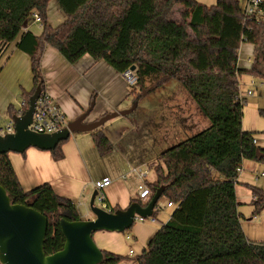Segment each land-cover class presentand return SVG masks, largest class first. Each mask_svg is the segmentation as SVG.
<instances>
[{
	"label": "trees",
	"instance_id": "obj_1",
	"mask_svg": "<svg viewBox=\"0 0 264 264\" xmlns=\"http://www.w3.org/2000/svg\"><path fill=\"white\" fill-rule=\"evenodd\" d=\"M52 1L65 18L55 27L47 22ZM178 6L186 10L181 24L170 21ZM33 14L40 19L39 35L23 31ZM14 42L30 61L33 88L22 93L26 108L40 82L44 93L40 59L49 47L70 65L88 55L121 75L134 68L135 81L127 95L134 105L175 80L209 121L205 130L157 157L155 180L147 187L154 194L164 186L161 197L174 209L134 263L264 264V240L252 242L244 234L235 195L243 162L264 164L257 133L242 129L245 100L239 98L238 89L242 75L264 78V15L246 17L237 0H215L211 6L196 0H0V60ZM242 43L253 47L248 70L237 66ZM6 115L19 114L8 106ZM259 115L264 118V110ZM91 138L100 156L112 152V144L99 129L91 132ZM66 141L49 152L54 161L64 158ZM0 186L11 203L28 206L47 219L45 255L61 250L59 221L81 220L76 205L47 183L24 191L8 154H0ZM246 186L253 197L251 216L256 217L264 211V189ZM102 253L101 264L124 260Z\"/></svg>",
	"mask_w": 264,
	"mask_h": 264
},
{
	"label": "crops",
	"instance_id": "obj_2",
	"mask_svg": "<svg viewBox=\"0 0 264 264\" xmlns=\"http://www.w3.org/2000/svg\"><path fill=\"white\" fill-rule=\"evenodd\" d=\"M214 4L215 0L209 5ZM57 7L56 10L61 13ZM185 11L186 10L180 6L175 7L170 21L181 24V16ZM175 14H179V17L176 18ZM64 19L65 18H63L62 21H64ZM186 21H188V19ZM33 25L37 26L38 24H35L33 20L30 24L26 23L23 27V31H31L34 28L31 27ZM37 29L40 32L41 29L39 27ZM187 33L191 39H195L190 29L187 30ZM35 35H39V33H35ZM15 45L16 42L12 43L2 56L0 60V73L5 67L14 75L18 73L23 77V91L29 92L33 88L31 78L29 79L26 75V68H28L29 73L30 61L27 55L16 49ZM252 53V45L247 43H242L240 45L237 54L238 68L248 70L251 67ZM40 71L44 82V92L59 107L65 117L66 123L76 120L88 111L92 102L93 108L89 112L84 123H93L106 114L121 112L128 107L127 100L129 97H127V95L129 86L122 75L116 73L105 62H95L88 55L83 56L74 65H70L57 51L47 47L40 59ZM31 76L32 75H30V77ZM93 94L94 98L91 100ZM10 101V98H4L3 100L0 98V114L5 111ZM192 104L193 103H190V101H187V105L181 106L180 103L176 101L174 104L168 105V108L165 110L169 116L170 126L176 131L175 136H178L179 133L182 132L185 137L189 138V129L192 130L195 127L196 109ZM119 118L126 119L116 121L119 120ZM10 120L11 118L8 119V121ZM147 124V119L137 122L135 118H129L128 115L107 122L99 130L112 144V153H121L124 156L126 155L127 149H133V143L126 142L127 137L130 135L131 137L134 136L137 138L146 135L147 139L158 141L161 139L163 140L165 136H167L166 138L168 139L175 134L167 130L169 129L168 123L164 126L163 117H161L160 125V127L163 128H161L160 131L164 135L160 134L158 136V125L155 126V123H151L156 127L155 129L148 127ZM163 130H167L166 133ZM142 131L144 132L143 134ZM62 152L64 158L60 161H54L51 153L47 151H40L32 148L28 149L26 155H8V158L17 180L24 191H29L36 186L47 183L57 195L69 199L76 205L81 220L93 219L89 211V202L95 190L94 184L98 182L99 179L94 176L92 173L93 169L90 168L89 165L99 154L91 138V133H74L70 135L69 141L62 146ZM128 160L129 159L126 157V163L120 167L124 173H128L129 171L130 165L128 164ZM257 164L244 161L241 171L238 173L236 183V185L241 187L237 188L235 186L236 200L240 205L238 209L239 213H241L240 210H247L246 212L250 213V219L241 223V227L246 237L252 242H262L264 240V215L261 216L256 223H249L252 219H256L257 216H251L252 207L250 204L253 197L246 185H257L259 180H256L257 174H254L258 169L257 166H259V163ZM104 178L108 179V177L103 176L100 180ZM125 180L124 178H120V176L114 177L111 181L109 179L110 184L104 189L107 205L110 207H118L120 210H123L131 204V200L133 199L145 204L144 199L139 200L138 196L132 192L134 191L135 184L132 188V183L128 185ZM132 182H134V180H132ZM243 189L246 190L245 193L242 191ZM156 210L157 208H155L154 212ZM262 213H264V211ZM158 216L159 213L157 212L154 217V222L147 227V231L143 237L142 241H147L148 239L147 244L157 231L158 226L154 227V225L159 222ZM165 221H167V218ZM132 240L135 241V244H138V239L136 241L135 238L132 237ZM141 244H144V242ZM147 244L142 250L147 247ZM106 249L108 248L104 246L102 251L110 252V250ZM128 254L134 255V252L130 250Z\"/></svg>",
	"mask_w": 264,
	"mask_h": 264
},
{
	"label": "rangeland",
	"instance_id": "obj_3",
	"mask_svg": "<svg viewBox=\"0 0 264 264\" xmlns=\"http://www.w3.org/2000/svg\"><path fill=\"white\" fill-rule=\"evenodd\" d=\"M197 2L211 6L214 0H196ZM240 6H244L245 0H237ZM57 4L52 1L49 6L48 13H47V22L55 27L63 22L64 16L56 10ZM58 9V7H57ZM175 17L178 18L179 14H175ZM33 18H30L27 23L30 22ZM38 26V25H37ZM36 25L31 31L35 34L40 33L37 29ZM28 57V56H27ZM29 59V57H28ZM26 75L31 78L32 76L29 66V73L28 68H26ZM18 73L15 75L8 71V68H3L0 73V98L3 100L4 98H10L9 105L6 106L5 111L0 114V128L5 127V125L9 122L8 116L6 115V110L8 106H12L16 110H19V106L22 102V79ZM238 89H239V96L245 100V104L243 106V117H242V129L243 131L248 132H256L255 140L258 144L264 148V118L259 115V111L264 110V78L259 77H252L249 75H242L238 78ZM250 93V96H247V93ZM4 98H3V97ZM180 103L181 106L187 105V101L193 103L195 107V121L196 125L191 130L189 129V137L196 135L197 133L205 130L209 126V121L205 118L202 112L199 110L197 105L191 99L189 94L184 90V88L175 80L169 81L162 89H159L151 94H148L142 97L136 105L135 111L129 115V118H135L137 122H140L143 119H147L148 127L155 129L157 126L158 136L160 134L164 135L160 129L161 125V117L164 118V126L165 124L169 125V129L173 132V136L170 138H166L167 136L163 137V140L153 141L146 138V135L141 137H134L131 135L127 137L126 142L133 143L132 150H126V155L124 156L121 153H109L105 156H96L95 160L91 162L89 165L90 168L93 169V174L96 176L99 181L103 176L108 177V179L113 180L114 177L120 176V178L126 179V184L131 185L132 188L134 185V192L136 196H139L138 186H147L155 179V172L153 169V165L156 164L157 157L167 149H170L174 145L186 140L187 137L181 133L178 136L176 135V131L172 129L170 126L169 116L165 112L168 108V105H172L175 102ZM132 99L129 98L127 100V109L129 110L133 106ZM125 111V110H124ZM120 119L126 118H119L116 121H122ZM155 123V126L151 123ZM115 126V125H114ZM113 126V127H114ZM117 126V125H116ZM113 129V128H112ZM166 130V131H167ZM164 131V130H163ZM166 131H164L166 133ZM144 132L142 131V134ZM65 144V143H64ZM62 144V146L64 145ZM127 157L128 164L130 165L128 173H124V171L120 168L123 164L126 163L125 158ZM257 164V163H256ZM258 165V164H257ZM257 171L254 174L259 175L261 172H264V165L259 164L257 166ZM144 176V177H142ZM142 177V178H141ZM215 177H218L215 175ZM134 180V182H132ZM258 183L255 186L264 189V178H258ZM237 188L241 187L239 185H235ZM244 193L246 192L243 189ZM149 198L144 199L145 204L148 202ZM94 205L96 207H100V204L95 201ZM157 211L159 213L158 220L154 227L158 226L157 230L164 224L166 218L170 217V214L173 211V207H167V200L164 197H161L156 205ZM247 210H240L242 218L241 223L250 219V213L246 212ZM264 213L258 215L256 219H252L249 223H256L257 220L263 216ZM151 219H146L143 223L135 221L132 226V229L125 232V233H107V232H99L93 235L95 242L98 248L102 251V248H108L106 250H110L111 253L116 254L124 260L119 264H136L133 260L140 256L142 253V249L146 246L147 241H142L143 237L147 231V227L152 223ZM162 222V223H160ZM139 235V236H138ZM132 237L135 238L138 244H135V241L132 240ZM144 244H141L143 243ZM132 250L134 255H129V251Z\"/></svg>",
	"mask_w": 264,
	"mask_h": 264
},
{
	"label": "water",
	"instance_id": "obj_4",
	"mask_svg": "<svg viewBox=\"0 0 264 264\" xmlns=\"http://www.w3.org/2000/svg\"><path fill=\"white\" fill-rule=\"evenodd\" d=\"M130 72L133 73L134 68ZM41 92L40 82L28 99L26 111L22 115L11 116L13 133L0 134V154L26 155L29 148L50 152L60 142L67 139L68 142L70 135L94 132L107 122L126 117L136 109V105H133L129 110L109 113L93 123H84L93 108L92 102L88 111L76 120L52 134H44L29 130ZM164 190V186L159 187L146 204L133 202L126 209L115 212L94 205L97 195L94 190L89 202L93 219L74 222L61 219L59 227L64 238L63 247L47 256L44 252L47 219L28 206L11 203L0 186V264H101L103 253L93 235L98 232L125 233L132 229L136 217L151 218Z\"/></svg>",
	"mask_w": 264,
	"mask_h": 264
},
{
	"label": "built area",
	"instance_id": "obj_5",
	"mask_svg": "<svg viewBox=\"0 0 264 264\" xmlns=\"http://www.w3.org/2000/svg\"><path fill=\"white\" fill-rule=\"evenodd\" d=\"M263 0H245L244 6L242 7L243 12L246 17H256L259 18L264 15V8H262ZM33 21L35 24H38V27L41 29L40 19L37 14L32 15ZM123 79L127 82L128 86L133 85L135 81L134 74L130 71H126L122 74ZM247 96H250V93H247ZM240 99H242L239 96ZM28 107V106H27ZM25 103L22 101L18 114L22 115L26 111ZM65 117L59 107L51 100V98L44 92L41 93L35 107V112L32 117V123L29 125V130L44 133L52 134L66 126ZM13 133V124L11 120L5 125V127L0 128V134ZM255 143V141H254ZM241 169L238 170V173ZM144 177V176H142ZM141 177V178H142ZM258 178H264V172L256 176ZM110 184L109 179L104 178L101 181H98L94 184L97 195L95 201L100 204L101 209L109 211V206L106 203L104 189ZM139 191V200L151 198L153 195L151 190L147 186H138ZM167 207H173L170 203H167ZM150 219V218H149ZM146 219L139 217L135 218V221L143 223ZM151 222H154V219H151Z\"/></svg>",
	"mask_w": 264,
	"mask_h": 264
}]
</instances>
